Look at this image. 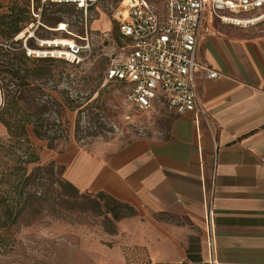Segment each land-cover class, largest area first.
<instances>
[{
	"label": "crops",
	"instance_id": "obj_1",
	"mask_svg": "<svg viewBox=\"0 0 264 264\" xmlns=\"http://www.w3.org/2000/svg\"><path fill=\"white\" fill-rule=\"evenodd\" d=\"M150 2L164 17V0ZM100 14L111 30L115 23ZM119 39L121 49L120 32ZM197 59L220 75L197 72L207 119L197 123L191 113L155 103L152 110L163 107L168 121L160 137L117 150L71 144L41 157L62 168L79 192L134 210L119 220L120 231L128 246L145 251L144 264H210L204 199L212 186L218 264H264V23L245 29L207 14ZM6 135L0 124V136Z\"/></svg>",
	"mask_w": 264,
	"mask_h": 264
},
{
	"label": "rangeland",
	"instance_id": "obj_2",
	"mask_svg": "<svg viewBox=\"0 0 264 264\" xmlns=\"http://www.w3.org/2000/svg\"><path fill=\"white\" fill-rule=\"evenodd\" d=\"M17 1L22 6L29 1L31 7V0ZM11 2L0 4V15L8 11ZM33 5L38 17L30 8V22L7 43L13 52L24 49L25 43L32 50L41 49L44 42L42 49L48 52L56 50L49 47H60L54 42L76 40L86 47L80 64L45 58L52 60L42 65L50 68L52 76L23 89V107L39 113L45 121L44 137H37L34 129L28 128L41 155L45 157L48 149L62 153L71 144L117 150L142 138L162 136L168 122L163 107L149 112L135 110L119 83L105 82L111 61L122 58L117 27H103L107 19L95 9L86 12L74 4L43 0H33ZM50 163L41 160L45 171L38 176L45 180H41L40 188L36 184L32 187L49 200L32 205L10 230L16 246L8 255L0 256V264H144L145 251L126 244L120 221L108 210V197L79 191L62 195V185L68 182L62 168L55 165L51 169Z\"/></svg>",
	"mask_w": 264,
	"mask_h": 264
},
{
	"label": "built area",
	"instance_id": "obj_3",
	"mask_svg": "<svg viewBox=\"0 0 264 264\" xmlns=\"http://www.w3.org/2000/svg\"><path fill=\"white\" fill-rule=\"evenodd\" d=\"M74 4L88 12L106 13L125 40L122 58H114L105 74L106 83H120L126 89V101L138 110L149 112L155 103H163L174 114L191 113L200 123L207 119L206 109L197 91V72L209 79L220 75L197 59L198 41L209 14L214 20L239 28L264 23V0H164L165 16L150 0H43ZM35 17V9L31 5ZM60 28V26H59ZM85 41V40H84ZM66 47H49L48 52L29 49L27 57L54 58L80 64L86 47L76 40ZM7 47H10L9 45ZM48 47V46H47ZM214 188L205 195V231L210 264H218L215 248Z\"/></svg>",
	"mask_w": 264,
	"mask_h": 264
},
{
	"label": "trees",
	"instance_id": "obj_4",
	"mask_svg": "<svg viewBox=\"0 0 264 264\" xmlns=\"http://www.w3.org/2000/svg\"><path fill=\"white\" fill-rule=\"evenodd\" d=\"M28 3L26 1L22 6L17 0H13L8 11L0 15V92L3 96L0 124L7 129V138L0 137V256L8 255L14 250L16 240L10 230L21 216L32 205L49 200L38 189L32 190L34 184L40 188L41 180H45L38 176L45 168L41 165L40 150L28 132V128L32 127L37 137H44L45 121L39 113L25 109L21 101L23 89L32 86L33 81L52 76L50 68L42 66L52 60L29 58L24 49L13 52L14 48L10 45L7 47V43L13 41L30 22L31 7ZM32 64H35L34 67L30 66ZM32 165L36 167L31 170ZM50 167H55L53 161ZM62 171L63 169L61 174ZM62 187L64 196L78 193L69 183ZM108 200V210L114 220L134 214V210L127 205L110 197Z\"/></svg>",
	"mask_w": 264,
	"mask_h": 264
},
{
	"label": "bare ground",
	"instance_id": "obj_5",
	"mask_svg": "<svg viewBox=\"0 0 264 264\" xmlns=\"http://www.w3.org/2000/svg\"><path fill=\"white\" fill-rule=\"evenodd\" d=\"M68 44H70L69 42H65V41H62V42H54L53 45L55 46H60V47H66ZM52 45V44H50Z\"/></svg>",
	"mask_w": 264,
	"mask_h": 264
}]
</instances>
